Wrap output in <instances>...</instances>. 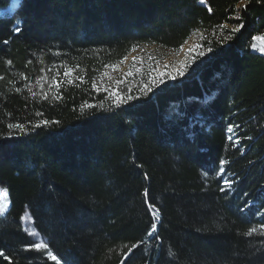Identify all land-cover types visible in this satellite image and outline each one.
I'll return each mask as SVG.
<instances>
[{"label":"trees","instance_id":"1","mask_svg":"<svg viewBox=\"0 0 264 264\" xmlns=\"http://www.w3.org/2000/svg\"><path fill=\"white\" fill-rule=\"evenodd\" d=\"M195 33L172 77L96 88ZM256 36L264 0H0V264H264Z\"/></svg>","mask_w":264,"mask_h":264},{"label":"rangeland","instance_id":"2","mask_svg":"<svg viewBox=\"0 0 264 264\" xmlns=\"http://www.w3.org/2000/svg\"><path fill=\"white\" fill-rule=\"evenodd\" d=\"M188 1L209 10L210 0H203V3H201V0ZM199 38V33L193 34L185 44L176 51L155 45L141 46L120 62L104 68L96 77L95 86L102 91L123 97L128 91L129 86L137 84L146 78L172 77L182 70L188 60L196 52ZM254 38L252 49L264 55V50H262L264 49V36H256ZM0 207L3 208V212L7 207L6 195L1 188ZM2 213H0V215ZM22 226L31 237L34 244H43L39 235L34 231L32 221L26 213L22 218Z\"/></svg>","mask_w":264,"mask_h":264},{"label":"snow or ice","instance_id":"3","mask_svg":"<svg viewBox=\"0 0 264 264\" xmlns=\"http://www.w3.org/2000/svg\"><path fill=\"white\" fill-rule=\"evenodd\" d=\"M201 3H203V0H201ZM235 30H238V29H234V31ZM255 39V38H254ZM262 50H264V49H262ZM181 75L183 74V72H181L180 73ZM231 130V129H230ZM3 212V208L2 207H0V213H2ZM155 229V225H153V230ZM150 235H151V233H150ZM33 247H35V248H37V249H40V248H42V247H47V245H44V244H34L33 245ZM133 247H135V245H133ZM49 255L51 256V258H52V260H57V257L55 256V255H52L51 253H49Z\"/></svg>","mask_w":264,"mask_h":264}]
</instances>
